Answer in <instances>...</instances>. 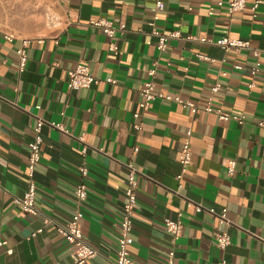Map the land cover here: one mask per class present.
Returning <instances> with one entry per match:
<instances>
[{"label":"crops","instance_id":"1","mask_svg":"<svg viewBox=\"0 0 264 264\" xmlns=\"http://www.w3.org/2000/svg\"><path fill=\"white\" fill-rule=\"evenodd\" d=\"M162 1L159 32L180 35L164 52L148 26L156 14L153 0H0V242H6L0 264H70L74 247L56 227H66L77 209L83 214V239L97 251L86 264L115 261L130 164L139 173L129 246L133 264H215L221 258L227 264H264V125H259L264 124V58L252 77L255 59L249 52L225 55L215 45L229 36L264 51V0L256 12L250 2L234 15L227 11L230 0ZM98 19L125 26L114 50L112 41L89 25ZM22 40L29 41L28 62L19 73L16 51ZM79 64L99 82L71 91L68 73ZM235 64L243 70H234ZM152 68L157 92L179 95L200 108L218 83L213 107L245 116L246 123L193 115L160 99L134 119ZM250 82L255 83L251 94ZM39 121L43 144L34 174L39 215L30 216L13 197L27 189L29 143ZM189 129L192 164L179 189L178 160ZM231 159L237 162L233 176L227 173ZM82 165L89 169L88 198L78 206L74 193ZM186 201L216 212L226 208L231 246L221 251L215 244L223 228L217 218L196 213ZM45 219L51 223L44 225ZM166 219L181 220L177 241L166 232Z\"/></svg>","mask_w":264,"mask_h":264},{"label":"built area","instance_id":"2","mask_svg":"<svg viewBox=\"0 0 264 264\" xmlns=\"http://www.w3.org/2000/svg\"><path fill=\"white\" fill-rule=\"evenodd\" d=\"M155 3L156 14L154 15L151 22L148 23V26L151 28V34L157 37V49L160 52H164L167 49L168 41L170 39L180 38L179 33H171L169 35H164L159 32L156 22L158 20V13L165 9V4L162 0H153ZM251 2L252 10L256 12L261 4L260 0H230L227 5V11L230 15L242 12L248 3ZM219 5H223L222 2H219ZM256 14H254V17ZM91 27L99 29L105 36H107L111 41L110 50L115 49L114 39L119 34L125 30V26H115L114 23L107 19H98L91 21L89 24ZM188 41H195L199 43H214L212 40L206 38H196V37H187ZM29 45L28 40H22L20 47L17 49L16 54L18 58V72L23 73L26 70L28 62L27 48ZM215 45L220 47L225 55L235 54L240 55L244 52H249L255 59V64L250 68L249 73L252 77L260 73L261 69V59L264 58V51L252 49L249 42L240 39H233L229 36H222L215 42ZM205 58V57H202ZM208 59V58H205ZM211 62L212 59H208ZM226 59L223 60L225 62ZM243 66L239 64L233 65V69L236 71H242ZM223 76L226 73L222 74ZM69 81L68 88L71 91H79L81 89L90 88L93 85H96L99 81L96 79L89 71L88 67L85 64H79L74 70L68 73ZM149 80L146 81L143 85V88L140 91L141 101L138 103V110L133 114L134 119H138L142 113L147 112L150 108L152 101L155 99H160L167 102H174L179 104L184 109L190 110L193 115H197L201 112L214 114L217 119L221 122L234 121L238 125H244L246 123L245 116L233 115L230 112L222 108H214L213 100L214 96L219 92L221 86L217 83L211 88V98L208 104L200 108L191 101L182 99L179 95L170 96L164 95L161 92L156 91V70L152 68L148 71ZM108 83L115 84V80L108 79ZM255 88V83L250 82L248 85L249 94L252 93V90ZM260 126H263V122L259 123ZM42 126L43 122L39 121L35 128V135L33 140L29 143V157L27 163V176L26 183L27 189L25 193L20 197H13V203L18 206L21 211L30 216H38L39 211L36 206V193L37 186L35 181V170L36 166L41 160V147L43 144L42 137ZM54 126V125H53ZM60 131L67 133L62 125H55ZM134 128L139 130L140 125L135 124ZM191 137L192 131L189 129L186 132V137L182 143V149L179 157L180 173L177 175L178 187L182 189L184 176L188 172V168L192 164V147H191ZM88 152V147L86 145L81 149V154L85 156ZM135 153L138 152V148L134 150ZM237 162L235 159L228 161L227 173L229 176H233L236 170ZM78 172L80 174V181L78 182L75 189V198L77 205H82L88 198V185L87 178L89 174V169L87 166L82 165L79 167ZM127 186L124 193L125 201L122 206V215L118 225V236H117V249H116V259L111 264H133L129 246L131 244V234L133 230V212L137 204V197L139 191V181L138 171L133 167V165H128V174H127ZM4 189L0 185V193H3ZM187 207L192 208L196 213L207 212L213 217L217 218L219 224L223 227L222 230L215 237V244L221 250L225 251L232 244L231 235L227 232L225 227H228L232 222L228 219V210L223 208L221 211L216 212L214 209H205L200 204H195L191 201H186ZM83 217L81 209H77L70 219L66 227H56V232L59 236L65 239V241L74 247V259L70 264H86L88 261L96 257L97 251L88 245L83 239L82 227H81V218ZM51 221L48 219L44 220V225L50 224ZM166 232L177 241L183 233V224L181 220H172L166 219L164 221ZM43 228L39 229L36 233L32 235L35 237L37 234L42 233ZM6 245L5 241L0 242V247ZM8 255L13 253L12 249L6 251ZM174 252L170 253L169 262L172 263ZM215 264H227L224 258L219 259Z\"/></svg>","mask_w":264,"mask_h":264}]
</instances>
